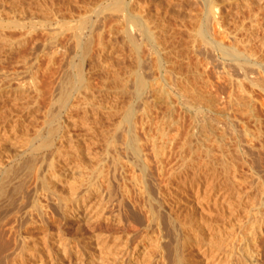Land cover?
<instances>
[{
    "label": "bare ground",
    "instance_id": "6f19581e",
    "mask_svg": "<svg viewBox=\"0 0 264 264\" xmlns=\"http://www.w3.org/2000/svg\"><path fill=\"white\" fill-rule=\"evenodd\" d=\"M20 1L22 0H13V3H20ZM49 3L47 5L37 3V5L42 8V12L49 13L48 15L57 13L55 12L57 8L54 9L55 11L52 10L57 4L52 7L54 3L51 6ZM242 3H245V8L250 11L247 35L248 40L251 41L261 24L257 25L258 14L252 12L249 3L247 4L246 1ZM262 6L264 8V5ZM124 7L129 9L123 1L115 5L112 9L115 19L122 17ZM225 11L210 4L204 17L208 22L205 23L212 28L210 29L212 33L207 32L213 36L209 41H212L216 48H220L225 55L222 58L225 59L227 56L231 57L226 58L229 61L232 58L233 61H239L236 65H232L238 70V74L233 77L222 73L218 67L221 73L219 78H222V74L226 75L227 81L221 80L228 83L226 92H224L225 89L224 91L219 89L221 94L224 92L222 94L224 97L221 99L219 98L222 95L220 97L218 94L216 97L213 95L215 91L212 94L209 90L202 91L188 84L186 87L181 86L182 89L168 86L167 90H159V88H157L158 91L154 90L152 83L155 81L146 78L141 71L143 68L138 54L140 46L137 43L139 35L134 27L144 31L150 49L157 56L159 68L162 62L166 61L162 58L166 52L164 49L167 48H164L163 40H159L160 34L157 35L156 32L148 30L139 19L141 17L134 14L118 32L136 53L138 66L130 71V74L134 76L133 96L136 98V104L129 106L121 114L118 103L125 97V89L111 85L113 88L110 90L109 81H107L109 89L101 87L100 92L106 94L108 91V95L105 96H108L107 98H110L112 102L108 106L100 103L91 104L89 97H93L92 90L80 68L81 72L77 74L78 81H76L80 90L78 93L80 100L71 106V112L75 116L81 114V117L77 116L78 120L71 115L77 121L70 116L71 119L63 122L61 127L63 135L48 161L46 173L40 179L41 193L39 194L35 185L28 187L27 181L15 177L18 170L10 168L4 172L0 171L2 176L0 207L2 205V208L7 209V212L5 211L7 215H3L8 216L0 219V225H5L9 216L21 219L19 218L22 215L19 214L21 211L29 218L30 223L34 222L33 220L40 225L47 223L49 216L53 215L51 208L54 204L63 211L62 216L65 220L74 217L83 221L86 219L88 233L93 235L96 233L93 238L96 243L91 244V242L86 248L80 245L82 248H79V246H71L72 244L68 242L53 239L55 242L49 245L56 248L58 257L47 259L43 254L41 256V251L36 245H32L34 243L29 244L23 239L20 240L19 237L18 242L17 239H13L15 245L11 261H8L9 256L4 257L3 260L0 259V264H264V83H262L264 70H261L263 78L261 79V76L259 80L260 74L258 76L255 68L250 66V60L254 54L252 53L251 57L248 43V46L246 45L248 50L238 51L231 42L227 43L230 45H226L221 42L223 40H216L220 39L217 35L224 34L227 35L226 40L230 33L227 34L228 28L230 30L231 27L228 24L233 20L231 18L229 22H226ZM55 15L51 16L55 18ZM246 18L243 21H246ZM247 22L243 25H248ZM7 26L20 28V25L13 23H8ZM238 26L234 32H239L244 27ZM207 28H205L206 31H208ZM245 30H243L244 33ZM31 33L24 32L19 36L22 41H17L0 31V63L5 62L9 53L14 51L18 55L25 50L28 41H31L28 40L32 36ZM239 33L241 35V32ZM244 33L243 36L246 35ZM195 34L191 36L194 42L191 40L190 43L193 42L194 50L200 45L196 51L197 53L200 51L199 56L201 52L207 55L205 59L206 63H209L208 55L211 54L212 44L199 38V31L196 30ZM197 37L202 40L197 41L204 43L203 45L196 41ZM233 37L235 36H229V39L234 40L237 35L234 39ZM255 39H258L257 36ZM262 39L259 38V41ZM244 40L245 38L243 42H247V38ZM195 42L199 44L196 45L197 47ZM234 42L236 41H232V44ZM15 43L19 44L16 48ZM98 43L101 52H106L100 37ZM263 43L260 41V45ZM242 49L246 47L242 46ZM54 53L48 54L46 68L44 67L43 71L49 70L50 65L53 64ZM255 56L253 59L258 57L255 58ZM261 59H263L262 55ZM261 59L253 62L257 69H264V61L261 62ZM215 60L213 59L214 63L213 61L209 63L213 69V66H217ZM228 60L222 61L224 67ZM25 61V56H21L22 65L26 63ZM246 65L251 68L245 67ZM36 66V69L33 67L34 74L30 78L31 86L24 87L19 84L16 89L11 87L13 79L9 78L5 69L0 70V112L4 113L5 117L0 122L6 121V123H0V154L3 149L15 150L24 145V137H18V125L27 121L32 126L37 120V111L33 109L38 107L41 96L36 73L41 66ZM233 72L231 71V74ZM196 74L198 76V73ZM215 77L218 79L216 74ZM244 82L251 89L248 87L247 89ZM220 83L223 82L220 81ZM205 84V88H212L213 83ZM223 85H220L221 89ZM217 88V84L213 85V89L219 93ZM255 91L259 92V98L258 95H256L257 98L252 97L253 93H257ZM171 94L177 98L176 101L171 100ZM63 95L61 106L65 107L69 105L68 100L71 95ZM30 100L32 105L25 107L23 101ZM89 107L95 108L94 113L93 110L90 111L93 113L90 116ZM17 108L21 111L18 112ZM109 110L118 113L119 121L111 120L110 124ZM186 120L189 124L185 123ZM56 133L57 130L52 133L53 136ZM49 140L50 138L44 142V147L50 146L52 142ZM98 145H102V153L94 150ZM121 147L127 153L123 160L119 155ZM111 149L114 155H110ZM105 156L110 157L112 166L110 178L103 170L106 163ZM2 167L0 162V170ZM28 167L29 165H25V168L28 169ZM87 172L94 174V177H87ZM10 177L17 178V182L11 184ZM112 185L115 192L110 190ZM59 187L63 190L58 189ZM58 190L60 192H57ZM28 194L31 200L30 210L26 207ZM95 194L100 195L101 200H104L102 195L106 194L104 196L110 205L105 202L107 205L105 206L99 203L100 199H98L99 205H96L98 207L96 210V206L94 208L96 201L93 200ZM41 198L46 205L41 204L39 201ZM92 210L96 211L92 213ZM90 212L91 215H89ZM18 214L19 217H17ZM86 214L89 217H86ZM143 215L146 218L144 224L141 222ZM93 217L94 219L90 221ZM139 226H142L144 234L140 235L141 239L139 238L131 247L132 240L136 239L131 235L138 230ZM86 242H90V239Z\"/></svg>",
    "mask_w": 264,
    "mask_h": 264
},
{
    "label": "rangeland",
    "instance_id": "374dc122",
    "mask_svg": "<svg viewBox=\"0 0 264 264\" xmlns=\"http://www.w3.org/2000/svg\"><path fill=\"white\" fill-rule=\"evenodd\" d=\"M29 1L32 3H30ZM39 1L40 0H22L20 1V3H13V0L0 1V23H2V25L0 26V31H2L4 34L17 41H22L19 36L24 32L33 33V34L31 33L32 36L30 37V39H28L31 41H28L29 43L27 44L25 50H23L18 55H16L14 51L12 53H9L5 59V62H2V64L0 63V70L5 69L9 78L13 79L11 81V87L13 89H16L18 88L19 84L23 85L24 87H30L31 86L30 78L34 74V68L37 67L36 65L41 66L40 68H38L39 71L37 70L36 72L38 75V85L39 88L41 89V96L38 100V107L37 108L34 107L33 109L34 111L35 110L37 111L36 113L37 120L36 122L34 121V123L31 122L33 123L32 126H30L31 124L27 123V121L22 122L20 123V125H18L19 126L18 137H24L25 143L24 145L20 146L18 149L15 150H10V149L1 150L0 162L2 163L3 167L2 170L0 171L4 172L10 168L11 170H18V174L15 177L22 178L25 181H27L28 187H32L35 185L39 194L41 193L40 190L41 176L44 173H46L47 166L49 163L48 161L51 159L52 154L55 150L54 148L58 146L59 140L63 135V128L61 130L63 122L66 119L69 118L71 119V117L72 119H75L74 117L77 116L79 117L81 115V114L79 115L77 114V116H75L71 112V106L79 102L80 100L78 97L79 96L78 93L80 92V90L76 85V81H78L77 74L81 72L80 71L81 69L83 74L87 78L90 88L92 90L93 97H89L90 100L89 102L91 104L100 103L102 105L108 106L112 102L110 98H107L108 96H105L108 93V91L106 94L100 92L101 87L106 88L109 83L110 86L113 85L115 87L118 86V87H123L125 89L124 91L126 92L125 95L126 98L124 97L123 100L120 103H118V109L121 114H123L128 109L129 106H133L136 104V98L133 96L134 76L130 74V71L136 69L138 66L136 61V53L134 49L128 44V42L125 41V39L118 32L126 24L127 20H129L132 17V14L141 17L139 19L144 23V25L148 28V30H151L154 33L156 32L157 35L160 34L158 38L160 37L161 39L159 38V40L161 41L163 40L164 42L163 46L164 48H167L164 49L166 52L164 53L165 56H163L162 58V60H166V61H163L162 62L163 64L159 68L157 63V56L150 49V45L146 41L144 31L141 28L134 27L135 28L134 30L139 35L137 37L138 39L137 43L140 46L138 54L143 68L141 71L146 78L156 82V83L155 82L152 83L153 86L152 88L154 90L155 89L157 90V88H159V90L162 89L167 90L168 86L173 87L175 89L176 88L182 89V87H186V85L188 84V86L190 85L194 86L202 91L209 90L211 91L212 94L214 93L213 91H215V93L213 94L215 95V97L217 94L220 97V95H222L224 92L227 91L228 83L227 84L225 83L227 81L226 75L230 74V76L232 75L233 77L234 75L238 74L237 68L234 69L235 66L232 65H236V63L239 61H233L232 60L233 58L229 61L228 59H230L231 57L229 58L227 56L226 58L228 59L226 58L223 59L222 57L225 55H223L220 48L217 47L219 49L218 50L215 47V45H213V42L209 41V39L212 36L209 34L212 33V31H210V29L212 28L211 26L209 27V25L205 23L207 21L204 17H205V12L210 4H213L215 8L219 7L222 10H226L225 11L227 13V15H225L227 16L226 22H229L230 21L229 19L232 18L233 21L232 20L231 21L234 23V25L232 22H231L232 24L227 23L228 26L230 27L231 25L232 28L230 27V30L228 28L227 34L228 32L230 33L228 37H226V40H225V36L227 35L225 34L221 36L217 35L220 37V39H216V35L214 38L217 41L223 40L221 42H224L226 45H230L227 43L231 42V45H233L234 47L236 46L235 48L238 51L249 49L251 57H252V53L254 54V56L256 55L255 58L257 56L258 57L260 56L259 58L257 57L256 59H253L254 57L253 56L252 59L250 60V64H251L250 66H253V68H255V73H257V75L260 74V76L258 75L259 80L263 78V75H261L262 74L261 70L264 69H257V66L253 65V62L258 61V59L260 61L261 55L263 58L261 59V62L262 60L264 61V57H263L264 52H262L264 50V45H263L264 44L263 43L264 42V10H263L264 8H262L263 7L262 5H264L263 0H261V2L260 0L257 1L245 0L247 4L249 3L252 12L258 14L257 25L259 24L261 25L260 28L255 32V34L257 33L256 36L258 38L257 40L259 44L255 39L256 36L251 39V41L254 40L253 42L248 40L247 28L250 25H249V21L247 22V20H248V16L250 15L249 14L250 11H248L247 8H245V3H242L245 2L244 0L243 1L241 0H193V1L192 0H73V1L58 0L59 4L57 3V0L49 1L50 3L48 2V0L47 1L44 0V2L41 0L42 2L40 1V3L42 4L46 3V5L49 3L50 6L51 4L54 3L52 7L55 6L56 4L58 5L52 8L53 11L57 10L55 11L57 13L54 14L51 13L50 15H48L49 13L47 12L41 11L42 8H39L40 6L37 5V3L40 4ZM119 1H123L124 4L127 5L129 8L126 9L124 7L125 10L122 12V17L124 19H122V17L115 19L116 18L115 15H112L113 13L112 9L115 7L117 3H119ZM258 6H260V8L262 9H260ZM22 8L24 12L23 10H21ZM55 14L57 15V17ZM51 15H55V18ZM245 18L246 21H243L245 20ZM119 20H121L120 23H118ZM234 20H236V22ZM241 20L243 21V23ZM246 22L248 25H243L246 24ZM8 23H13L18 26L20 25V28L18 27L13 28L7 26ZM235 24L245 27V28L243 27V29L239 31L241 32V35L238 31L234 32V29L236 28V26H238V25L235 26ZM232 25L235 26V28H233ZM206 27H208L207 28L208 31L205 30ZM139 29L141 31H138ZM196 30L197 32L199 31L200 33L198 35L199 38H202V40L205 39L204 41H206V43L212 44L211 54L208 55L209 56L208 58H209V63L212 62L213 59H216L215 65L217 64V66H213L215 70L211 68L212 67L211 64L206 63L207 60L205 58L207 57V55H204V53L201 52L202 54L200 53L201 56H199L198 53L200 51L197 53L198 51L197 49L200 48L199 47L200 45L198 44L200 43V41L197 40H201V39L197 37L196 41L198 43L197 42L194 43L195 47H197L196 45H199L196 49L197 51L194 50L192 47L194 39H192L191 36L192 35L194 36ZM243 30H245L246 32L244 33ZM231 31L233 32L232 34ZM207 32L209 33L207 34ZM243 33L246 35L243 36ZM222 36L224 37V39H221L223 38ZM229 36H235L236 39H234L235 37H233L234 40L232 39L230 40ZM241 36L245 38V40L247 38V42L244 40L246 44H244L245 42H243V38L242 39L240 38ZM99 37L101 38V44L103 43L102 45L106 47V52L103 53L101 52V49L99 47L100 44L98 43ZM259 38L260 39L263 38L262 40H260L261 43H263L261 44L263 47L260 45ZM227 39L229 40L227 41ZM191 40H193L192 43H190ZM232 41H236L237 44L236 42L232 44ZM224 43L222 44L225 45ZM247 43L249 44V46L247 45ZM250 43L253 45H251ZM200 44L203 45L204 43H200ZM14 45L16 48L19 44L15 43ZM246 45L250 48H248ZM242 46H245L246 49H242ZM260 47H261V51H259ZM193 50L195 51V53H193L194 52ZM50 52H55L53 56V64L50 65L51 67L49 66L50 67L49 70L43 71V68L46 65L45 63L47 61L48 54ZM219 52L221 54H219ZM23 55L26 58L25 61L26 65L24 63L22 65L21 64L22 62H20L21 56ZM213 55L215 56L213 57ZM167 56H170L171 58ZM217 60L221 62L220 66H219L220 62ZM227 60L228 62L225 63V67H224L223 62ZM226 65L229 66L226 67ZM248 65H246L245 67L251 68ZM218 67L222 73L224 74L227 73L226 75L222 74L221 76L222 78H219L221 73L220 71H218ZM223 68L225 70L226 69L229 70V68L230 70L233 69L234 72L233 70H231L233 72L232 74L230 70L229 71L226 70L225 72ZM17 72L19 73L18 75L15 74ZM217 72L220 74H218ZM196 73H198V76ZM214 73L216 74L218 79H215L216 77ZM176 78L179 79L177 80ZM116 79L118 81H116ZM221 79H225L226 81ZM179 80L180 82L178 83ZM217 80H219V82ZM107 81H109V83ZM181 81L183 82L181 83ZM205 81L207 83L209 82V85L213 83L211 84L212 88H205L204 87V84L206 83ZM220 81L223 83H220ZM154 83L156 84L155 87H154ZM244 83L247 85L246 86L244 84L247 88L248 84L246 82ZM262 83H264V81ZM216 84L218 87L217 88L218 92L220 90L224 91L225 89V91L222 94L221 91L219 93H216L217 90L213 89V85ZM221 84H224L222 86V89L220 86ZM113 86L110 87V90L113 88ZM108 87L107 89H109ZM63 94H69V96L71 95L68 100L69 105L65 107L61 106V101L64 96ZM252 95H253L252 97L255 98H257L256 95H258V98L260 97L259 92L253 93ZM218 96L217 98H219ZM150 97H148L149 100H151L152 98ZM170 97L172 98L171 99L172 101H176L177 99L172 94ZM223 97L224 96L222 95V97H220L219 99ZM23 104L25 107H29V105H32V101L31 100L23 101ZM90 108L92 107H89V112L93 110L92 112L94 113L95 108L94 107H93L94 109H90ZM17 110L18 112L21 111V109L18 108ZM112 111L111 110L108 111L109 113L108 117L109 119L111 118L110 124L112 122H117V120L120 119L118 113ZM101 112L103 113L106 111H100L99 113ZM93 113L90 112L88 114L90 116ZM3 114L4 113L0 112V120L2 118H5ZM71 115H73L74 117ZM77 119L75 120L77 121ZM0 123H6V121L4 122L2 121ZM185 123L189 124V121L186 120ZM55 130H57V133L55 134V136H53L52 133ZM49 138L51 140L49 141L52 143L50 144L49 147H44L43 145L44 142H46ZM14 144L16 143L14 142ZM10 148H12V146ZM94 150L98 151L99 153H102L101 151L102 145H98L96 148H94ZM13 151L19 153L14 154L12 153ZM109 152L110 155H114L112 149ZM126 154L127 153L124 151L123 147H121V149L119 150V155L121 156V160L124 159L123 157L126 156ZM105 158H106L105 161L106 163L104 162L105 164L103 166V170L104 173H107V176L110 178V172L112 168L110 163V157L105 156ZM25 165H29L28 169L25 168ZM1 177L2 176L0 174V182H1ZM15 177H10L9 181L11 182V184H15L17 182V178ZM87 177L93 178L94 174H92L91 172H87ZM104 188H106V186H104ZM110 188L112 192H115V188L113 187V185ZM58 189H60V187ZM60 190L62 191L63 188ZM60 190H58L57 192H60ZM28 195L29 196L27 197L26 207L29 208L30 210L31 200L29 198L30 194ZM104 195H102V199L104 198V200H101L100 198L101 196L95 194L94 198L95 197L97 198L96 199L93 198V200L97 202L99 201L98 199H100L99 203L101 202V204L103 203V205L105 206L110 205V203H107L108 201H106L107 199L105 198ZM39 201L41 202L42 205H46L42 198ZM96 202L94 208L96 205L97 206L99 205V203ZM105 202L107 203V205L105 204ZM97 206L95 208L96 210L98 208ZM52 208H51L53 212V215H51L52 218L51 216H49L50 217L49 221L47 220V223L41 225L36 220H33L34 222L30 223L29 218L23 214V211L19 213L20 215L22 214L21 217H19L20 216L19 214L17 215V217L21 219H17V218L14 219L13 216H9L8 220H6L7 222L5 221V223L7 224L9 222L10 224L9 223L7 225L3 224L4 226L0 225V229H1L0 259L2 258L4 259V257L8 258L9 256L10 260L8 261H11L13 255L12 252L15 245L14 240L17 239L18 242V239L20 238H21L20 240L23 239L29 244L34 243L32 245H36V247L41 252L43 251L42 253L40 252V254L41 256L43 254L44 258L47 257V259L48 257L49 258L58 257L56 253L57 251L55 250L56 248L54 249V247L52 248L51 245H49L55 242L53 241V239L60 240L61 242L64 243L68 242V244H72L71 246L75 245L76 247L79 246V248H82L80 245H83L86 248V246H88L89 243L91 242H92L91 244L96 243L93 241L94 240L93 238H95L96 233H94V235L92 233H88L87 231L88 224L85 225L86 219L83 221V220H79L77 217H74L65 220L64 216H62L63 211H61L59 207H56L53 204ZM4 209L5 208H2L1 205L0 219L2 217H8L3 215L5 214V211L7 212V209L5 210ZM95 211L92 210L91 212L94 213ZM91 212L89 215L92 214ZM89 215H87L86 217H89ZM96 216L97 215H95V217ZM93 219L94 217L91 218L90 221H92ZM144 219L146 218L143 215V217H141L142 224H144ZM35 221L37 223H35ZM89 226H91L90 223ZM11 228H13V230ZM142 234H144L142 226L141 227L139 226L138 230L134 232L133 235H131L134 236V238H136L132 240L131 247L134 246V244L139 240V238L141 239V237L143 236ZM88 239H90V242L87 243L86 241ZM1 242L4 244L2 245ZM49 247H51V249ZM45 251L48 252L46 253ZM85 253H87V251H85ZM53 255H55V257H53Z\"/></svg>",
    "mask_w": 264,
    "mask_h": 264
}]
</instances>
